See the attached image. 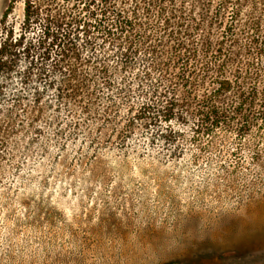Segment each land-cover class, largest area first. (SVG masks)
Here are the masks:
<instances>
[{"label": "trees", "instance_id": "trees-1", "mask_svg": "<svg viewBox=\"0 0 264 264\" xmlns=\"http://www.w3.org/2000/svg\"><path fill=\"white\" fill-rule=\"evenodd\" d=\"M17 1L0 19L1 154L22 136L46 161L148 134L171 159L262 160L264 0H21L16 27Z\"/></svg>", "mask_w": 264, "mask_h": 264}, {"label": "rangeland", "instance_id": "rangeland-1", "mask_svg": "<svg viewBox=\"0 0 264 264\" xmlns=\"http://www.w3.org/2000/svg\"><path fill=\"white\" fill-rule=\"evenodd\" d=\"M22 15L19 0L8 20ZM76 143L46 161L23 136L2 148L0 264H264V150L195 163L193 147L171 159L148 134L125 149Z\"/></svg>", "mask_w": 264, "mask_h": 264}]
</instances>
